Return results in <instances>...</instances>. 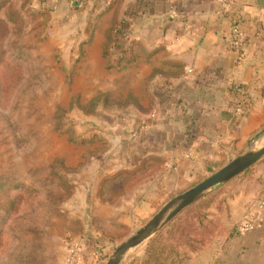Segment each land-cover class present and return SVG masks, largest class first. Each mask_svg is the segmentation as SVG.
I'll return each mask as SVG.
<instances>
[{"label": "crops", "instance_id": "0c3cea01", "mask_svg": "<svg viewBox=\"0 0 264 264\" xmlns=\"http://www.w3.org/2000/svg\"><path fill=\"white\" fill-rule=\"evenodd\" d=\"M25 1L68 2L80 6L79 13L98 14L85 47L103 52L112 0ZM121 1L130 43L125 60L112 69L126 87L120 108L126 120L119 128L138 127L132 145L139 156L106 163L88 191L75 190L62 222L48 223L60 256L62 231L81 241L77 264H95L109 224L149 219L164 197L264 126V0H231L227 8L219 0ZM101 19L106 24L98 32ZM231 24L243 33L240 56L229 46ZM97 34L103 40L96 41ZM256 196L264 199V188ZM193 255L194 264H264V222Z\"/></svg>", "mask_w": 264, "mask_h": 264}, {"label": "rangeland", "instance_id": "374dc122", "mask_svg": "<svg viewBox=\"0 0 264 264\" xmlns=\"http://www.w3.org/2000/svg\"><path fill=\"white\" fill-rule=\"evenodd\" d=\"M8 4L20 15L22 24L15 45L9 44L10 33L0 42V49L6 50L5 57H10L0 69V79L9 82L20 71L21 80L13 88L8 87L11 89L0 99V176L24 177L34 182L42 190L44 208L32 214L40 217L42 234L31 229L25 220L0 222L3 236H7L6 247L0 251V264H58L65 253L58 254V245L48 234V223L62 222L66 203L72 200L75 190L79 187L88 191L90 180L106 163L139 156V148L132 145L138 127L126 131L119 128L126 120L120 109L125 104L126 87L112 68L120 67L125 57L124 53L113 54L112 49L108 55L90 48L86 51L88 33L96 26L98 14L79 13L80 6L62 1L15 0L7 1ZM0 18L7 20L5 7L0 9ZM105 24L101 19L98 32ZM99 37L103 40L97 34L96 41ZM261 129L242 148L210 163L202 175L169 193L157 210L239 153L263 146ZM263 188L264 155L191 205H207L206 211L211 212H215L216 205H222V225L230 234L240 233L242 219L261 199L256 194ZM147 220L132 219L131 224L124 226L109 224L103 233L105 241L96 250L99 259L95 264H105L117 245ZM67 237L74 238L69 232L59 235L62 245ZM224 237H215L214 246L208 248L219 247ZM148 241L130 249L120 264H151L146 254Z\"/></svg>", "mask_w": 264, "mask_h": 264}, {"label": "trees", "instance_id": "16d2710c", "mask_svg": "<svg viewBox=\"0 0 264 264\" xmlns=\"http://www.w3.org/2000/svg\"><path fill=\"white\" fill-rule=\"evenodd\" d=\"M7 1L13 0H0V9L5 7L7 19L0 18V42L3 40L2 37L10 33L9 44L12 46L15 45V40L20 34L22 20L11 4L6 6ZM121 2V0L110 1L109 8L113 9V15L110 25L105 31L103 55H108L110 49L119 52L118 54H125L130 43L124 39L130 22L129 17L121 14ZM95 18L94 22L97 20V17ZM9 24L13 25L12 30L9 29ZM94 29L95 26H93ZM5 55L6 50L0 49V69L10 59ZM20 78L21 73L18 71L17 78H11L9 82L0 79V99L4 98L5 93L13 88L21 80ZM236 90L238 94H242L241 91H238V87ZM130 181L128 182L131 183ZM129 183H126L125 186H128ZM42 198V190L29 179L17 176H0V222L5 224L9 219L14 223L25 220L30 223L31 229L42 234L43 223L40 217L32 216L35 210L44 208ZM206 206L190 205L165 229L149 239L146 254L151 264H194L192 254L214 246L215 237L223 234L226 237L220 240L219 246L224 245L231 232L220 221L219 213L222 210V205H216L215 212L206 211ZM3 234L5 232L0 227V251L2 252L6 247L4 242H7V236H3Z\"/></svg>", "mask_w": 264, "mask_h": 264}, {"label": "water", "instance_id": "95a60500", "mask_svg": "<svg viewBox=\"0 0 264 264\" xmlns=\"http://www.w3.org/2000/svg\"><path fill=\"white\" fill-rule=\"evenodd\" d=\"M260 132H264V127ZM263 155L264 145L257 149H247L230 159L226 164L194 186L173 196L133 234L123 239L114 249L105 264H120L124 255L130 249L136 248L150 239L207 191L245 171Z\"/></svg>", "mask_w": 264, "mask_h": 264}, {"label": "built area", "instance_id": "2783aa9c", "mask_svg": "<svg viewBox=\"0 0 264 264\" xmlns=\"http://www.w3.org/2000/svg\"><path fill=\"white\" fill-rule=\"evenodd\" d=\"M224 8H227L231 0H219ZM230 48L238 55H241L243 33L236 24H231L227 34ZM124 39L127 40L125 34ZM189 72L191 69L188 70ZM190 156V153H187ZM264 222V199L256 202L254 208L250 212L248 218L239 225L238 230L240 233L251 230L259 223ZM65 254L63 260L58 264H77L82 258V243L80 240L67 237L64 241Z\"/></svg>", "mask_w": 264, "mask_h": 264}]
</instances>
